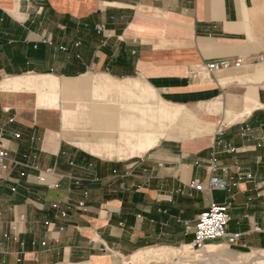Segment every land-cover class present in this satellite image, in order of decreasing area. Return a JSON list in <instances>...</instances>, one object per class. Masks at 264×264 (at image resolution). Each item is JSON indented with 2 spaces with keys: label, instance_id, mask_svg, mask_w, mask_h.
Wrapping results in <instances>:
<instances>
[{
  "label": "crops",
  "instance_id": "crops-1",
  "mask_svg": "<svg viewBox=\"0 0 264 264\" xmlns=\"http://www.w3.org/2000/svg\"><path fill=\"white\" fill-rule=\"evenodd\" d=\"M222 59L242 65L204 70ZM42 77L55 106L40 104ZM166 105L193 116L163 128ZM126 132L162 136L123 159L84 147ZM263 134L264 0H0V264H120L189 244L212 202L230 204L236 246L264 250Z\"/></svg>",
  "mask_w": 264,
  "mask_h": 264
},
{
  "label": "bare ground",
  "instance_id": "bare-ground-1",
  "mask_svg": "<svg viewBox=\"0 0 264 264\" xmlns=\"http://www.w3.org/2000/svg\"><path fill=\"white\" fill-rule=\"evenodd\" d=\"M49 76V75H47ZM42 85L49 84L51 86L50 94L45 95L41 93L40 95V104L41 105H49L55 106L58 102V96L56 93V85L55 79L52 77H42ZM49 82V83H48ZM21 86V84H18ZM160 109V108H159ZM162 117V127H167V122H177L182 117L186 115H191L188 110L185 109L184 106H176L169 107L164 106L161 111ZM193 116V115H191ZM28 122V121H27ZM124 126L132 127L135 126L131 123H125ZM152 127V126H149ZM200 129V128H199ZM203 129V128H202ZM162 135H157L154 133H134V132H126L120 134V146L116 147L114 144L106 143L104 145H85L84 147L92 152L95 155L100 156H108L114 157L118 156L119 158H128L129 156H134L136 154L142 155L148 150L152 149L157 145L159 139ZM118 138V136H117ZM83 144V143H82ZM222 244L211 243L205 246V250L203 251H192L193 245L192 243L184 244L182 248H176L174 246H157V247H148L140 249L134 252L130 258H128L124 264H154L158 262H176V259L184 260L188 259V256H193V261L191 264H200L201 260L205 256L210 258L209 261H212L214 264L219 263L218 257L224 254ZM254 253H258L264 250L253 249ZM201 252H205L206 255L201 254ZM254 253H239L238 255H232L233 258L232 263L234 264H257L255 258L256 255ZM187 254V256H185ZM207 259V258H206ZM125 260V259H124ZM208 260V259H207ZM189 262V261H188ZM211 263V262H210Z\"/></svg>",
  "mask_w": 264,
  "mask_h": 264
},
{
  "label": "built area",
  "instance_id": "built-area-1",
  "mask_svg": "<svg viewBox=\"0 0 264 264\" xmlns=\"http://www.w3.org/2000/svg\"><path fill=\"white\" fill-rule=\"evenodd\" d=\"M100 32V31H98ZM242 65V60L236 59L234 61L229 59H222L218 61L211 62L207 64L204 68L206 72H217L221 70H229L232 68H239ZM19 136V135H17ZM258 146H264V134L262 138L260 139V143ZM232 152L234 150H231ZM36 156H34L35 158ZM8 151L3 146L2 142L0 141V176L4 169L7 166L8 162ZM28 156H25L24 159H27ZM13 164L15 167L17 166H24L29 167L30 165L25 160H13ZM217 157L214 155L212 159V165L210 169L214 172L217 169ZM24 175V173H22ZM245 177L247 179H251V174H246ZM39 180L41 182H45L46 178L45 176H39ZM81 183L80 179L75 180V184L79 185ZM50 188H53L57 186L56 184H49ZM190 186L202 191L203 185L198 181H192L190 183ZM223 188L221 180L216 177L212 176L210 178V189L211 190H219ZM85 205L84 202H80L78 204L79 208H83ZM229 209L230 204H219L212 202V204L209 206V208L204 211L202 214L199 215L198 220L196 222V225L194 227V239L192 242L193 248L195 249H202L204 248L208 243L216 241V240H224L227 241L229 245L236 246L237 240L239 238V234H234L232 236H229L228 234V224L230 221L229 216ZM36 243L33 242V245ZM45 245V243H43Z\"/></svg>",
  "mask_w": 264,
  "mask_h": 264
},
{
  "label": "rangeland",
  "instance_id": "rangeland-1",
  "mask_svg": "<svg viewBox=\"0 0 264 264\" xmlns=\"http://www.w3.org/2000/svg\"><path fill=\"white\" fill-rule=\"evenodd\" d=\"M177 122H179V121H177ZM211 243H216V244H222L223 245V248L222 249L224 251V254L222 256L218 257L219 263H217V264H234V263H232V260H231L233 258L232 255H238L239 253H254L253 249H245V248H241L239 246H231V245L228 244L227 241H224L222 239L216 240V241H213V242H210L208 244H211ZM164 245L165 246H174L176 248H182L183 247V244H181V243H178V244H176V243H172V244H159V245H154V246H150V247H157V246H164ZM203 250H205V247L202 248V249H198V248L197 249L196 248L195 249L194 248L192 249V251H203ZM201 254L206 255L205 252H201ZM253 255H256V257H257V258H255L257 264H264V252L263 251H260L258 253H254ZM130 256L124 258L125 260L123 259L120 264H124L125 261L128 258H130ZM185 256H187V254ZM188 257H189L188 259H184V260L176 259V262H173L172 261V262H168V263L169 264H191L192 261L194 260L193 259V256H188ZM203 259H205V260H201L198 263H200V264H214L212 261H209L210 258H208L207 256H205ZM154 264H167V263L166 262H158V263H154Z\"/></svg>",
  "mask_w": 264,
  "mask_h": 264
}]
</instances>
